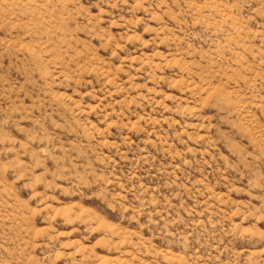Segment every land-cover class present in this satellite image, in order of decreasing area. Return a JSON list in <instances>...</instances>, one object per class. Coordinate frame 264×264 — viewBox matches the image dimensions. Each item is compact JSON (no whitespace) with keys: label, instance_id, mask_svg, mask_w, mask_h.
<instances>
[{"label":"rangeland","instance_id":"obj_1","mask_svg":"<svg viewBox=\"0 0 264 264\" xmlns=\"http://www.w3.org/2000/svg\"><path fill=\"white\" fill-rule=\"evenodd\" d=\"M0 264H264V0H0Z\"/></svg>","mask_w":264,"mask_h":264}]
</instances>
